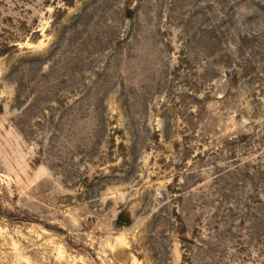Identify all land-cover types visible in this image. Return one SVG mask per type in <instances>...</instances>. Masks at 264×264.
Returning <instances> with one entry per match:
<instances>
[{
  "label": "rangeland",
  "instance_id": "rangeland-1",
  "mask_svg": "<svg viewBox=\"0 0 264 264\" xmlns=\"http://www.w3.org/2000/svg\"><path fill=\"white\" fill-rule=\"evenodd\" d=\"M0 264H264V0H0Z\"/></svg>",
  "mask_w": 264,
  "mask_h": 264
}]
</instances>
